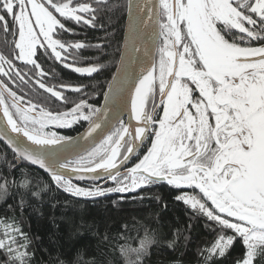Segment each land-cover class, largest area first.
Wrapping results in <instances>:
<instances>
[{"label": "snow or ice", "instance_id": "snow-or-ice-1", "mask_svg": "<svg viewBox=\"0 0 264 264\" xmlns=\"http://www.w3.org/2000/svg\"><path fill=\"white\" fill-rule=\"evenodd\" d=\"M121 8L115 73L99 91L67 81L57 66L91 80L106 70ZM0 43V201L20 192L8 211L26 203L25 163L75 198L143 199L166 185L192 213L170 250L203 219L214 240L202 264L237 244L233 264H264V0H0ZM85 123L77 136L60 131ZM154 239H122L125 264H142ZM29 246L16 218L0 217L5 264H30ZM74 264L89 262L77 252Z\"/></svg>", "mask_w": 264, "mask_h": 264}, {"label": "trees", "instance_id": "trees-1", "mask_svg": "<svg viewBox=\"0 0 264 264\" xmlns=\"http://www.w3.org/2000/svg\"><path fill=\"white\" fill-rule=\"evenodd\" d=\"M124 2L125 0H114L119 5ZM126 15V11L121 8L109 21L115 25L112 29L114 39L111 46L105 49V56L101 57L107 68L96 80L78 77L58 66L56 70L69 82H82L99 91L100 86L111 78L118 66L119 54L115 49L124 40ZM104 35L103 31H92L88 33V38L92 40ZM3 48L4 45L0 43V50ZM94 100L99 104L103 101L101 96H95ZM86 125L85 123L68 131H60L73 136L80 133ZM3 147L0 143V148ZM21 168L31 176L30 189L24 194V208L8 211L7 204L15 205L20 195L19 190L10 189L11 198L7 200V204L0 201V217H15L16 222L22 226L23 232L29 237V251L34 253L30 264H58V259H62L64 264H74L77 252L89 264L93 260L97 264H125L118 251L122 239L132 243L141 238L145 230L150 234L154 233L155 239L149 247L150 254L142 258V264H172L177 260L180 264H202L198 252L214 240L212 230L205 227V221L200 219L193 222L191 231L187 233V241L181 240L174 251L167 247L173 230L186 226L192 213L185 205L175 201L176 192L166 185L141 190L143 199L120 200L119 194H112L91 200L75 198L57 189L49 176L38 168L27 163ZM15 174L18 175L19 170ZM45 185L47 190L41 192L38 199L31 196L32 191L44 188ZM131 195L136 194H126ZM122 226H126V232ZM105 235L107 240L103 239ZM242 251L237 244L226 259L214 260L213 264H233L240 258ZM0 264H5L2 253Z\"/></svg>", "mask_w": 264, "mask_h": 264}, {"label": "water", "instance_id": "water-1", "mask_svg": "<svg viewBox=\"0 0 264 264\" xmlns=\"http://www.w3.org/2000/svg\"><path fill=\"white\" fill-rule=\"evenodd\" d=\"M127 16V15H126ZM127 23H128V18L126 19V23H125V32H124V37H125V35H126V30H127ZM123 37V38H124ZM103 103V102H102ZM125 118H126V116H125ZM87 127V126H86ZM85 128V127H84ZM84 128L81 130V132H83L84 131ZM79 134V133H78ZM78 134H76V135H73V136H77ZM34 167V166H33ZM36 168V167H35ZM42 171V170H41ZM46 174V173H45Z\"/></svg>", "mask_w": 264, "mask_h": 264}, {"label": "flooded vegetation", "instance_id": "flooded-vegetation-1", "mask_svg": "<svg viewBox=\"0 0 264 264\" xmlns=\"http://www.w3.org/2000/svg\"><path fill=\"white\" fill-rule=\"evenodd\" d=\"M59 67V66H58ZM95 98V97H94ZM90 102H95V100H90ZM103 102V101H102ZM87 126V125H86ZM63 131H68L69 129H61ZM155 186H161V185H155Z\"/></svg>", "mask_w": 264, "mask_h": 264}]
</instances>
